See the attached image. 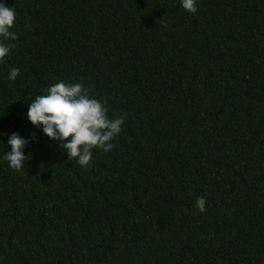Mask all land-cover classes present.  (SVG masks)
I'll return each mask as SVG.
<instances>
[{"label": "trees", "instance_id": "trees-1", "mask_svg": "<svg viewBox=\"0 0 264 264\" xmlns=\"http://www.w3.org/2000/svg\"><path fill=\"white\" fill-rule=\"evenodd\" d=\"M0 3V264H264V0ZM59 81L123 118L87 167L27 119Z\"/></svg>", "mask_w": 264, "mask_h": 264}, {"label": "clouds", "instance_id": "clouds-1", "mask_svg": "<svg viewBox=\"0 0 264 264\" xmlns=\"http://www.w3.org/2000/svg\"><path fill=\"white\" fill-rule=\"evenodd\" d=\"M182 7L191 13L197 12L195 0H181ZM16 23L14 8L0 3V62L9 54L12 44L4 40L15 41L18 37L10 31ZM19 69L13 67L8 75L9 80H15ZM27 119L35 127L42 128L43 133L50 139L58 140L61 149L66 150L68 160L73 158L82 167H87L92 158V150L100 148L104 152L112 150L113 138L119 135L123 118L111 119L107 109L99 100L90 97L89 89L83 82L68 83L59 81L46 89L45 95H36L28 103ZM35 138V134H32ZM29 143L18 133L9 135L7 144L11 150L4 152V159L10 168H24L23 161L29 157L24 154V147ZM2 144V142H0ZM198 211L206 210V200L198 197Z\"/></svg>", "mask_w": 264, "mask_h": 264}]
</instances>
